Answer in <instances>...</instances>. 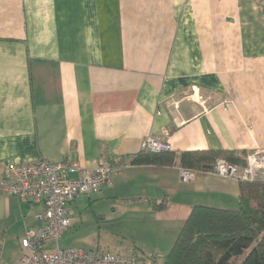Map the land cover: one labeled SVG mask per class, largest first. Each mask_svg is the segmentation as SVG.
<instances>
[{
  "label": "crops",
  "instance_id": "obj_1",
  "mask_svg": "<svg viewBox=\"0 0 264 264\" xmlns=\"http://www.w3.org/2000/svg\"><path fill=\"white\" fill-rule=\"evenodd\" d=\"M164 131L177 154L264 148V0H0V176L9 162L123 167L71 204L62 249L164 258L195 206L238 208L239 181L129 164ZM101 199L132 247L82 235L80 207ZM44 209L0 198V264Z\"/></svg>",
  "mask_w": 264,
  "mask_h": 264
},
{
  "label": "built area",
  "instance_id": "obj_2",
  "mask_svg": "<svg viewBox=\"0 0 264 264\" xmlns=\"http://www.w3.org/2000/svg\"><path fill=\"white\" fill-rule=\"evenodd\" d=\"M169 134L164 131L162 137H148L142 142L141 152H170ZM122 168L98 166L88 169L71 161L52 163L40 160L24 166L9 162L7 176H0V198L15 196L40 202L45 207L36 215L42 227L29 232L22 240V255L15 264H142L131 251L115 253L101 245L95 249L60 247L63 236L73 225L71 204L80 197L96 195L110 186ZM213 173L236 181L264 180V148L249 153L245 167L219 159ZM192 177V170L182 169V182L189 183Z\"/></svg>",
  "mask_w": 264,
  "mask_h": 264
},
{
  "label": "trees",
  "instance_id": "obj_3",
  "mask_svg": "<svg viewBox=\"0 0 264 264\" xmlns=\"http://www.w3.org/2000/svg\"><path fill=\"white\" fill-rule=\"evenodd\" d=\"M246 157L245 152L225 150L180 154L171 151L159 154L141 152L129 164L178 166L208 173L213 172L219 159L245 167ZM239 183L237 209L195 206L162 262L144 253L141 256L136 253L142 264H264V180ZM154 208L163 210L165 206L154 205ZM242 257L243 260L236 263Z\"/></svg>",
  "mask_w": 264,
  "mask_h": 264
},
{
  "label": "rangeland",
  "instance_id": "obj_4",
  "mask_svg": "<svg viewBox=\"0 0 264 264\" xmlns=\"http://www.w3.org/2000/svg\"><path fill=\"white\" fill-rule=\"evenodd\" d=\"M111 211V205L104 200H96L91 204L86 203L80 207L79 212L84 215L85 225L82 231V235L85 236L91 243L100 242L101 244L109 245H121L125 247H132L133 243L131 239L125 237L115 224L116 220H113L109 213ZM104 217V219H103ZM117 216H114L115 219ZM169 254L170 249L166 251ZM156 258V257H153ZM244 257L236 260V263H240ZM159 262H162L163 258H157Z\"/></svg>",
  "mask_w": 264,
  "mask_h": 264
}]
</instances>
